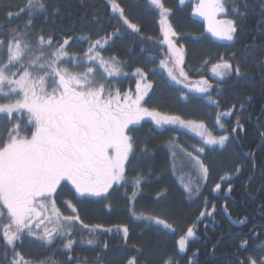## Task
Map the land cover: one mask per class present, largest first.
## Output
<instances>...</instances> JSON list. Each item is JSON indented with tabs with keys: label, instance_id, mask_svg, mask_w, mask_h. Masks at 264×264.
<instances>
[{
	"label": "snow or ice",
	"instance_id": "snow-or-ice-1",
	"mask_svg": "<svg viewBox=\"0 0 264 264\" xmlns=\"http://www.w3.org/2000/svg\"><path fill=\"white\" fill-rule=\"evenodd\" d=\"M180 3L183 4L184 0ZM107 4L127 29L137 34L141 32L140 26L127 17L118 0H107ZM149 5L158 11L163 37L160 43L167 45L165 58L160 60L159 67L176 84L203 94L219 108L218 100L211 95L213 83L204 76L192 82L183 67L185 48L173 39L178 33L170 22L172 9L166 7L163 0H149ZM261 7L264 8V4ZM47 11L45 0H27L24 7L15 12L6 9L5 22L0 23V250L3 252L0 264H61L51 257L39 260L26 257L20 250L25 240L39 242L45 247H52L60 241L61 251L67 250L68 253L62 264H73L74 260L76 264H88L87 258L80 260L71 255L74 245L100 246V230L111 232L113 229L102 224L84 223L77 204L72 200L63 202L71 210L70 214H64L57 201L64 186L62 182L71 185L74 198L102 197L113 185L127 183L128 169L136 158L138 143L137 138L131 135L134 129L130 125H138L146 117L158 128L176 126L200 137L202 145H193L196 155L178 144L170 149L173 161L182 153L186 157L185 162L197 174L195 181L185 185V191L189 196L198 197L201 179L206 181L210 175L209 166L199 154L205 152V146H224L230 136L235 137L238 131H244L239 116L230 132L222 118L241 111L252 100L251 95H246L239 108L232 104L217 113L215 124L227 133L219 136L213 135L203 121L186 120L179 115H168L147 107L145 97L154 87L149 71L153 70L136 67L131 72V76L136 78L135 91H124L118 86V78L129 75L124 70L125 62L116 55H103L110 41L119 33V27L104 35L97 32L95 38L91 34L82 36L81 39L88 43L87 49L80 54L71 53L72 37L60 39L46 34L43 29L36 30V16ZM193 11L207 21V31L214 37L234 41L242 31L241 22L246 18L248 5L244 0L242 10L236 0H199ZM221 13L233 18L218 19ZM25 14L28 18L17 22ZM257 23H264V16ZM235 60L233 53L227 58L221 56L218 62L211 64L209 71L216 78L217 92L221 83L233 76L240 78L244 75L239 62L233 63ZM261 136L264 137V132ZM140 154L148 155L147 148L141 149ZM243 169L244 165L237 164L232 172L220 178L222 182H228V191L233 187L232 174H239ZM144 178L142 172L132 177L130 201L135 200L140 181ZM221 190L220 182L211 189L212 192ZM162 196L158 193L157 199ZM106 207L111 211L110 204ZM215 209L216 205L212 204L209 210V201L205 199L197 221L182 227L179 232L167 218L138 215L134 208L129 211L137 219L150 221L173 233L174 248L178 253H185L190 239L196 238L197 222L201 218L214 217ZM224 211L228 214L226 206ZM77 223L86 230L87 239L83 238V231L79 241L74 238ZM232 223L244 224L246 219L233 220ZM115 228L123 233L127 243L129 227L122 224ZM256 238L259 239L258 236ZM247 244L246 239L242 240L240 248L246 249ZM262 245L264 241L255 245L254 250L264 251ZM107 248L108 243L105 242L103 249ZM193 255H198V252ZM127 264H137L136 258L129 259ZM163 264H179V260L169 256ZM187 264H198V261L190 258ZM237 264H264V256L250 254L238 260Z\"/></svg>",
	"mask_w": 264,
	"mask_h": 264
},
{
	"label": "trees",
	"instance_id": "trees-1",
	"mask_svg": "<svg viewBox=\"0 0 264 264\" xmlns=\"http://www.w3.org/2000/svg\"><path fill=\"white\" fill-rule=\"evenodd\" d=\"M145 1L139 0V2L133 3L132 0H118L125 9L127 17L140 26L141 32L139 34L127 29V26L119 20L118 15L112 14L107 0H45L48 11L36 16V30L43 29L46 34H53L60 39L65 36L72 37L69 46L70 51L75 43H79L80 47L87 49L88 43L81 39L82 36L91 34L95 38L97 32L104 35L105 33H112L119 27V33L113 37L103 52L105 57L116 55L126 64L124 70L129 75L118 78V86L124 91H135L136 78L131 76V72L136 67L153 70L149 71V79L153 82L154 87L149 96L145 97L147 101L145 106L156 108L164 114L179 115L186 120L203 121L206 126L212 129H210L212 133L217 134L213 128H218V125L215 124L218 112L225 111L232 104H236L239 108L241 96L251 95L252 100H254L256 94H260V90H264V82L257 75L261 61H255L251 64L242 53L247 45L264 41V23H257L264 16V8L261 7L264 0H247L248 12L246 18L241 22L242 31L236 40L227 41L230 43L215 42L218 40L216 37L217 40L214 43L209 40L210 43L204 42L200 47L194 45L191 48L192 62H186L184 67L189 78L197 77L193 73H197L196 68L200 62L218 61L219 57L227 58L233 53L236 57L233 63L238 61L241 71L244 65L249 68V71H245L242 77L233 76L232 79L221 83L219 92L216 90L217 82L209 79L214 85L211 90L212 98L218 100L219 108L211 104L203 94H194L182 85L172 86L168 83L166 71L159 67L160 60L165 58L167 48L160 43L159 28L151 8H147ZM26 2L27 0H0V23L5 22L6 9L15 12L19 8H23ZM163 2L173 11L171 22L178 33L186 37L194 34L198 38L204 35L206 23L194 20L191 17L190 8L186 7L187 5H182L180 0H163ZM236 3L243 10L244 0H236ZM10 5L12 6L11 9H9ZM145 12L153 15V20L147 26L143 21V13ZM27 18L26 14L22 15L20 21L17 22H22ZM224 18L233 17L224 14L219 19ZM201 40L206 41L204 36ZM203 49L204 51L201 53ZM75 51L71 53L80 54L84 52L82 49ZM250 55L264 60V52L261 50H253L252 52L250 50ZM243 78L246 79L244 83L247 86L245 87H242L241 83ZM252 82L255 83L251 84ZM239 113L240 111L235 112L230 117L222 118L229 132ZM247 114L256 115L253 111ZM169 126L158 128L150 118L143 119L138 125L130 126L134 129L131 135L137 138L138 143L136 145V158L128 169V182L124 183L123 186L113 187L106 196L96 199H72L70 194L69 200L77 204L79 215L84 223L89 225L102 224L105 228L112 227L113 229L111 232L100 230L101 234L98 237L100 246L79 243L74 245L71 253L73 257L80 260L87 258L88 264H127L131 258H136L137 264H163L169 256L179 260V264H187L189 256L195 257L198 264H237L238 260H243L250 254L261 256L262 253L254 250V246L264 241V231L258 233L259 239H254L253 235H250V231L253 230L251 234H254L259 229L252 222V219L257 217L255 215L257 206L255 207L252 202L245 203V205L241 204L240 198L243 194L240 190V181L242 176L238 177L237 174H232L235 189L231 192L230 197L225 196L226 184L222 183V190L219 191V195L216 196L210 188H207L201 192L195 201H191L174 176L168 149L174 139L178 138L184 144L185 141L189 140V135L176 126L173 128ZM256 137V134L252 135V138ZM178 145L183 147L179 143ZM144 148H147L148 155L141 156V149ZM259 155L264 165V151L260 152ZM205 157L207 158L204 160L212 175V185L216 184L222 174L232 172L237 164L246 166L235 146L228 148L226 153L218 151L216 148L207 150ZM261 168L264 169V166L261 165ZM137 172H142L145 178L140 181V188L137 190L135 200L130 201L129 197L133 192L131 179ZM244 174L248 173L245 171ZM248 177L247 175L246 178ZM158 193L163 194L161 199H157ZM205 199L209 201V210H211L212 204L216 205L215 215L214 217L201 218V221L197 222L196 238L190 240L186 254L178 253L174 248L175 235L173 233L166 232L154 224L135 219L129 211L130 208H134L138 215L143 213L145 216L158 215L167 218L169 222L175 224L177 232H179L182 227L186 228L189 224L197 221L199 212L204 209ZM58 202L60 205H64L61 204V200ZM109 204L111 211L106 207ZM225 206L228 209V214L224 211ZM62 210L66 214L65 210ZM229 214L231 219H229ZM241 219H247L246 223H232L233 220ZM206 223L211 224L212 229H208ZM122 224H126L130 230L127 243H125L123 233L117 232L115 228L116 225ZM75 231L74 238L77 241L81 239L82 231L85 232L83 238L87 239L86 230H83L79 223H77ZM248 234L249 241L246 249L240 248L241 241L244 239L243 235ZM105 242L108 243L106 250L103 249ZM133 245L136 247L134 248ZM20 250L26 257L36 260L51 257L60 261L61 264L68 255L67 250L61 251L60 241L52 247H45L36 242L34 248L23 245ZM196 252L198 255L194 256L193 254ZM2 256L3 252L0 250V257ZM97 256H99V260H97ZM73 264H76L75 260Z\"/></svg>",
	"mask_w": 264,
	"mask_h": 264
},
{
	"label": "flooded vegetation",
	"instance_id": "flooded-vegetation-1",
	"mask_svg": "<svg viewBox=\"0 0 264 264\" xmlns=\"http://www.w3.org/2000/svg\"><path fill=\"white\" fill-rule=\"evenodd\" d=\"M250 50L251 52L253 50H261L264 52V41L251 43L247 45L242 51L244 58L251 64L255 61H261L257 75L261 77L260 80L264 82V60L259 57H251ZM242 71L243 73L245 71H249V68H246L244 65L242 66ZM195 76L198 75L195 74ZM204 76L207 77V79H211V81L217 82L216 78L212 77L211 75L204 74ZM245 80V78L242 79V87L247 86L244 83ZM254 83L255 82H252L251 84ZM255 97L256 99L247 102L244 109H242L239 113L241 123L244 126V131H238L235 134V137L231 136L229 141H227L226 144L222 146V148H218V151H223L226 153L228 148L235 146L239 155L242 156L245 161L244 164L246 166L244 167L243 171L237 174L238 177L242 176V180L240 181V190L242 191L243 195L240 198V202L242 205L252 202L254 203L255 207L257 206V210L255 211V215L257 217L253 218L252 222H254L255 226L259 229H255L256 231L254 234H251L253 230L250 231V235H253L254 239H256L260 231H264V169H260V166L264 165L262 164V161L259 157L260 152L264 151V137L261 136V132H264V90H260V94H256ZM244 98L245 97L241 96L240 102L243 101ZM252 111L254 114H256L255 116L247 114ZM253 134H256L257 137L252 138ZM245 171L248 174H244ZM247 175L249 176L248 178H246ZM233 180L234 178L231 179V183L233 185L231 191H228V182H222L223 184H226L225 196L227 197H230L231 192L233 189H235ZM206 224V226L209 227L208 229H212L211 224ZM243 236V240L246 239L249 241V234ZM256 251L261 253L260 249H256Z\"/></svg>",
	"mask_w": 264,
	"mask_h": 264
},
{
	"label": "rangeland",
	"instance_id": "rangeland-1",
	"mask_svg": "<svg viewBox=\"0 0 264 264\" xmlns=\"http://www.w3.org/2000/svg\"><path fill=\"white\" fill-rule=\"evenodd\" d=\"M132 2L133 3H136V2H139V0H132ZM146 3H147V8L148 9H150L152 12H153V14H154V17H155V21H156V25L158 26V28H159V35H160V39L162 40L163 39V37H162V34H161V32H160V25H159V23H158V20H159V14H158V11H156V10H154L150 5H149V0H146L145 1ZM199 2V0H184V3L182 4V5H187L186 7H189L190 8V14H191V17L194 19V20H197V21H202V22H205L206 24H207V21H205V19L202 17V16H199V15H196L195 13H194V11H193V9H194V7H195V5L197 4ZM142 3H144V2H142ZM165 6L166 7H168L166 4H165ZM173 12V11H172ZM224 14L223 13H221V14H219V16H218V18H220V17H222ZM150 17H151V19H150ZM151 20H153V15H151V14H147L146 12L145 13H143V21H144V24L147 26L148 25V23L151 21ZM170 22H171V19H170ZM171 24L173 25V23L171 22ZM174 27V26H173ZM175 29V28H174ZM177 32V31H176ZM206 32V31H205ZM178 33V32H177ZM210 33V32H209ZM204 35V40L206 39V41H202L201 40V38L203 37H200V38H198L197 36L195 37V35L194 34H190V35H188L187 37L186 36H184V35H182V34H180V33H178V36L177 37H175V38H173L174 40H178V43L179 44H183L184 45V48H185V64H186V62H192L191 61V59H192V57H191V48L195 45V46H197V47H200V45H202V44H204V42H208V43H210V36H208L206 33H203ZM212 35V34H211ZM213 36V35H212ZM214 37V36H213ZM215 39H217L216 37H214ZM212 40H213V38H211ZM212 42V41H211ZM192 44V45H191ZM165 46H166V48H167V45L166 44H164ZM72 49L70 50V52H73V51H75V50H77V49H82L83 51H85V48L84 47H80V44L79 43H75V44H73L72 45V47H71ZM204 51V49L201 51V53ZM76 52V51H75ZM207 60V59H206ZM209 61H211V60H207V67H204V64H205V62L204 61H202V62H200L197 66L199 67H197L196 68V70H198L199 72V74H205V73H209L210 75H211V72L209 71V69L211 68V64H213V63H216V62H209ZM184 64V65H185ZM184 65H183V67H184ZM190 68V67H189ZM201 77V75H198L197 77H193V79L192 78H190V80L192 81V82H195L197 79L196 78H200ZM166 78H167V80H168V83L169 84H171L172 86H174V85H182V84H176L174 81H172L169 77H168V75H167V72H166ZM188 91H190V90H188ZM191 93H194V94H199V93H197V92H195V91H190ZM150 93H151V91H150ZM180 101V100H179ZM162 112V111H161ZM144 119H148L147 117L146 118H144ZM154 124V123H153ZM130 126H132V125H130ZM168 127V126H167ZM169 127H172L173 128V126H169ZM208 127V126H207ZM208 129L210 130L211 128H209L208 127ZM213 129H215V132H217V134L216 133H212L213 135H215V136H219V135H225L226 133L225 132H223V130H221L220 128H219V126H218V128L216 129V128H213ZM182 131H184V132H187L188 133V135H189V140H187V141H185L184 142V144H182V142H180V140L177 138L176 140L174 139V142L173 143H171L170 145H169V152H170V157H171V162H172V170H173V173H174V176L176 177V179H177V181H178V183H179V185L181 186V188L185 191V185L186 184H189L190 182H193V181H195L196 180V178H197V174L195 173V171L191 168V166L189 165V164H187L185 161H186V157H183V154L181 153L178 157H177V159L175 160V161H173V159H172V156H171V151H170V149L172 148V146L173 145H176V144H181V145H183V149H185V150H187V151H191V152H193V155H196L197 153L194 151V149H193V145H195L196 147H200L201 145H202V141L200 140V137H198L194 132H192V131H190V130H188V129H181ZM212 130V129H211ZM210 130V131H211ZM192 141V142H191ZM194 142V143H193ZM218 149V148H222V146H220V145H211V146H205V152L204 153H201V154H199L200 156H201V159L205 162V160H206V158L207 157H205V155H206V151L207 150H214V149ZM177 151H179V150H177ZM211 153H212V151H211ZM205 159V160H204ZM206 163V162H205ZM225 174H222L221 176H220V178L222 177V176H224ZM212 175H211V173H210V175H209V177H208V179L205 181V180H203V179H201V181H200V185H201V192H203L204 190H206L207 188H210V190L214 187V185L215 184H211V181H212V177H211ZM219 178V180L216 182V183H218V182H220V183H222V181H221V179ZM63 184H64V186L60 189V191H59V195L57 196V201L58 200H61V204H63V202L65 201V200H69V196H70V194H71V198L73 199L74 198V190L72 189V187H71V185L69 184V183H64L63 182ZM120 184H116V185H113V187H116V186H119ZM111 191V189L109 190V192ZM224 191H226V189L224 190ZM186 192V191H185ZM212 192V191H211ZM187 193V192H186ZM213 194H218L219 195V191L218 192H212ZM188 194V193H187ZM107 194H105V196H106ZM189 196V195H188ZM200 196V195H199ZM198 196V197H199ZM102 197H104V196H102ZM198 197H196L195 195H193V196H189V199L191 200V201H195ZM76 199H81V198H93V199H96V198H101V197H94V196H85V197H75ZM60 202H58V204H59ZM61 206V211L63 212V210L62 209H64L65 210V213H66V215L67 214H70V209H68L67 207H66V205H60ZM135 217V219H137V217L136 216H134ZM138 220H141V221H143V222H147L148 224H154V223H152V222H150V221H147V220H144V219H138ZM155 225V224H154ZM155 226H157V227H161V226H158V225H155ZM162 228V227H161ZM164 231H166V232H169V231H167V230H164ZM171 233V232H170ZM190 240H192V239H190ZM24 247H30V248H34L35 247V245H36V242H33L32 240H25L24 241ZM262 247H264V245H262ZM259 250V249H258ZM261 251V250H260ZM187 253V251L185 252V253H182V254H186ZM261 256H264V251H261ZM194 259L195 260V257H192V256H189L188 257V260L189 259Z\"/></svg>",
	"mask_w": 264,
	"mask_h": 264
}]
</instances>
